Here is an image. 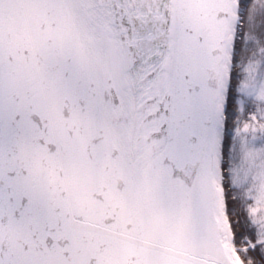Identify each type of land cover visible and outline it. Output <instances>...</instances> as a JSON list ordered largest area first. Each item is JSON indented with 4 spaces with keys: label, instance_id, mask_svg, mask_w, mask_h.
I'll return each mask as SVG.
<instances>
[{
    "label": "snow or ice",
    "instance_id": "obj_1",
    "mask_svg": "<svg viewBox=\"0 0 264 264\" xmlns=\"http://www.w3.org/2000/svg\"><path fill=\"white\" fill-rule=\"evenodd\" d=\"M0 264H264V0H0Z\"/></svg>",
    "mask_w": 264,
    "mask_h": 264
}]
</instances>
